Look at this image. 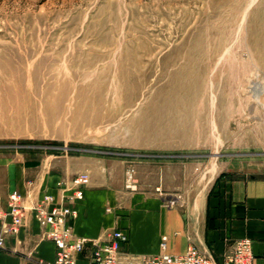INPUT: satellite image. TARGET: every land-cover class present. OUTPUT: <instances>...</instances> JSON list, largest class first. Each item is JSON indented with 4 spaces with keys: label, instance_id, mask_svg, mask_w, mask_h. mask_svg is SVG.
I'll list each match as a JSON object with an SVG mask.
<instances>
[{
    "label": "rangeland",
    "instance_id": "obj_1",
    "mask_svg": "<svg viewBox=\"0 0 264 264\" xmlns=\"http://www.w3.org/2000/svg\"><path fill=\"white\" fill-rule=\"evenodd\" d=\"M250 81L264 0H0V150L73 154L131 189L162 166L169 206L219 162L264 168Z\"/></svg>",
    "mask_w": 264,
    "mask_h": 264
},
{
    "label": "crops",
    "instance_id": "obj_2",
    "mask_svg": "<svg viewBox=\"0 0 264 264\" xmlns=\"http://www.w3.org/2000/svg\"><path fill=\"white\" fill-rule=\"evenodd\" d=\"M85 165L73 154L55 150H0V210L8 209L13 190L34 199L44 192L58 196L73 176L87 172L90 183L76 203L73 222L78 236L104 240L115 228H122L129 238L123 249L135 255L161 253L166 236L167 252L180 254L196 245L214 252L221 264L236 239L250 237L252 264H264V168L244 160L219 162L201 192L169 206L163 192L167 170L162 166L159 183L140 182L131 189L124 182L109 184L106 172ZM91 255L90 246L78 252V264H89ZM55 257V243L44 236L32 213L0 248V264H52Z\"/></svg>",
    "mask_w": 264,
    "mask_h": 264
},
{
    "label": "built area",
    "instance_id": "obj_3",
    "mask_svg": "<svg viewBox=\"0 0 264 264\" xmlns=\"http://www.w3.org/2000/svg\"><path fill=\"white\" fill-rule=\"evenodd\" d=\"M89 183V174L79 172L58 196L44 192L34 199L13 190L9 194L8 209L0 210V248H5L7 236L17 234L24 217L32 213L43 227L44 236L56 245V257L52 264H78L76 254L87 246L92 248L89 264H221L214 252L196 245H190L180 254L167 252L166 236L161 243L163 251L153 255H135L124 250L129 238L122 228H115L104 240L78 236L73 224L77 216L76 203L83 198ZM252 242L250 237L236 239L224 254L222 264H252L255 258Z\"/></svg>",
    "mask_w": 264,
    "mask_h": 264
},
{
    "label": "bare ground",
    "instance_id": "obj_4",
    "mask_svg": "<svg viewBox=\"0 0 264 264\" xmlns=\"http://www.w3.org/2000/svg\"><path fill=\"white\" fill-rule=\"evenodd\" d=\"M245 15H247V12L245 13ZM240 27V26H239ZM241 29V28H240ZM231 58V57H230ZM228 60H229V58H228ZM231 61L233 62V59H231ZM231 62V63H232ZM230 63V64H231ZM245 67V65L242 63L241 64V67H239L238 68V71L241 73V75H240V77L242 76V73H243V71H244V68ZM250 76V75H249ZM248 76V78H250ZM239 77V78H240ZM248 78H246V80L248 79ZM252 79V78H251ZM243 80V78L242 79H240V82ZM249 80V79H248ZM252 81V80H251ZM250 81V83H252L253 84V82H251ZM256 81H258V79L256 80ZM254 82V84L253 85H251L250 86V90H251V92H252V94H253V96H254V98L257 100V101H260V94H261V92L263 91V89H264V86H261V85H259V83H257V82ZM260 81V80H259ZM245 82H247V81H245ZM249 83V84H250ZM241 86H243V85H241ZM243 88V87H242ZM247 91V90H246ZM249 93V92H248ZM242 94V93H241ZM247 95V94H246ZM252 96V95H251ZM247 97H249L250 98V96H247ZM257 103V102H256ZM228 105V104H227ZM264 106V105H263ZM230 107V106H229ZM228 107V108H229ZM233 107V106H232ZM234 108V107H233Z\"/></svg>",
    "mask_w": 264,
    "mask_h": 264
}]
</instances>
